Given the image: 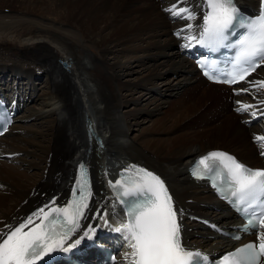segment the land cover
Returning a JSON list of instances; mask_svg holds the SVG:
<instances>
[{
  "label": "bare ground",
  "instance_id": "6f19581e",
  "mask_svg": "<svg viewBox=\"0 0 264 264\" xmlns=\"http://www.w3.org/2000/svg\"><path fill=\"white\" fill-rule=\"evenodd\" d=\"M235 1L243 10L259 9L260 0ZM204 2L179 5L196 15L187 21L165 11L177 0H0V19L8 18L0 20V59L10 62L0 64V97L16 112L0 136V233L18 227L33 213L41 215L40 209L65 207L78 164L84 163L91 177L90 199L68 243L90 227L96 232L67 253L51 254L49 264H66L68 256H90V242L104 236L117 246L114 264H128V243L112 234L126 211L109 181L115 183L132 165L164 181L182 243L189 250L214 256L245 240L233 243L219 236L217 227L238 220L206 182L191 178L188 167L197 157L222 150L264 168V149L254 139L264 136V87L256 85L264 81V63L232 87L201 78L194 64L195 46L182 47L186 41L175 33L192 23V34L198 35L208 11ZM169 74L178 77L174 83ZM155 78L161 80L160 87L149 89ZM227 88L225 99L214 103L210 122L202 115L203 100ZM193 90L199 95H189ZM147 91L148 96H142ZM161 93L169 97L157 99ZM128 102L133 107L122 111ZM241 104L254 107L237 111ZM167 105L171 118L149 120V126L137 120L141 115L159 116ZM36 117L43 120L37 124L39 131L28 123ZM257 117L262 125L255 123ZM131 124L141 133L137 139L129 135ZM7 133L11 137L4 139ZM19 153L23 156L16 157ZM9 156L12 159L5 160ZM38 216L28 228L39 222Z\"/></svg>",
  "mask_w": 264,
  "mask_h": 264
},
{
  "label": "snow or ice",
  "instance_id": "6c2138e0",
  "mask_svg": "<svg viewBox=\"0 0 264 264\" xmlns=\"http://www.w3.org/2000/svg\"><path fill=\"white\" fill-rule=\"evenodd\" d=\"M187 2L177 0L165 11L174 18L195 20L196 15L190 7L179 6ZM204 6L208 11L203 15L198 35L192 34V23H187L175 33L186 41L182 47L200 45L210 51L233 49L234 66L238 71L223 82L244 80L264 63V11L255 18H245L235 8L234 0H205ZM237 27L241 31L233 32ZM232 36L236 37L234 41ZM201 66H206V62ZM210 78L215 79V76ZM256 85L264 87V81H258ZM253 107L241 104L237 111ZM256 114L252 112L253 116ZM254 139L264 149V136H255ZM260 154L264 156V150ZM125 172H134V176L121 174L120 179L115 183L109 181V184L119 188V198L126 206L127 218L114 231L128 242L130 251L124 256L128 264H209L206 255L189 250L182 243L177 211L160 176L135 165ZM192 175L211 179L213 187L226 194L247 221L242 226L243 230L260 229L256 242L229 252L219 264H261L264 258V169H251L226 152L210 151L199 159ZM217 179L220 180L219 185ZM73 196H76V190H73ZM85 199L81 191L79 199L68 201L65 207H49L47 211L40 209L39 216L33 213L39 219L33 227L28 228L34 223L33 216H30L18 227L0 233V264H39L40 261L49 264L51 254L58 251L67 253L85 239L92 240L90 232L94 234L96 228L90 227L89 231L68 243L79 227L78 218L83 214V208L87 207Z\"/></svg>",
  "mask_w": 264,
  "mask_h": 264
},
{
  "label": "rangeland",
  "instance_id": "374dc122",
  "mask_svg": "<svg viewBox=\"0 0 264 264\" xmlns=\"http://www.w3.org/2000/svg\"><path fill=\"white\" fill-rule=\"evenodd\" d=\"M12 11H14V10H12ZM1 12V11H0ZM6 13V12H5ZM8 14V13H7ZM3 18L5 19V20H7L8 18H5V17H1V19L3 20ZM0 19V20H1ZM59 28H64V26H62V25H57ZM64 30V29H63ZM61 62H65V61H61ZM61 62H59L60 64H61ZM4 63H9L10 64V62H9V60H5V59H0V64H4ZM66 63V62H65ZM264 68V67H263ZM134 70H139V68L138 67H136V66H134V68H133ZM260 69H261V67H260ZM7 75H8V73H7ZM6 75V77L7 78H11L12 77V75H9V76H7ZM132 76L133 75H131L130 76V78H132ZM165 77H166V75H165ZM167 78L171 81L172 80V82L174 83L175 82V80H176V78H178V77H176V76H174V75H172L171 76V74H169V75H167ZM173 79H174V81H173ZM37 83H38V81H37ZM160 83H161V80L160 79H157V78H155L154 79V81L152 82V87H150L149 89H156V88H154V85L156 86V87H160ZM229 89L227 88V90H223V89H221V90H219L220 91V93H216L214 96H212L211 97V99H208V98H204V100H203V107L201 108V110H202V115L203 114H205L208 118H210V122L211 121H213L212 119H214L212 116H214V114L216 113L215 111H214V103L216 104V102L219 100V99H221V98H223V99H225L224 98V95L226 94V92L228 91ZM190 92V94L189 95H197V93H196V91L195 90H193V91H189ZM216 92V91H215ZM141 94V93H140ZM139 93H134V95L135 96H141ZM147 94H149L148 93V91L146 92V94L144 93V94H142V96H148ZM165 95V96H164ZM163 96H162V93L161 94H158L157 95V99H160V100H164L165 98H163V97H166V98H168L169 96L167 95L166 96V93L164 94ZM198 95H199V93H198ZM162 96V97H161ZM133 107V103L132 102H128L126 105H125V109L124 108H122V111H125V110H130L131 108ZM22 113H24V112H22ZM202 115L201 116H198V118L200 117H202ZM172 116L170 115V112H169V108H168V105L165 107V109H164V111H162V113H161V115H159V116H156V117H151V116H146L145 117V115H141V116H139L138 117V119L137 120H139L140 122H141V125H145V126H149V123H150V121L149 120H157V118H163V119H169V118H171ZM260 118L259 117H257V120H254L255 121V123H257V124H259V125H262L261 124V122H260V120H259ZM43 120H42V118L41 117H36L34 120H31V119H29L28 120V123L30 122V123H33V125L34 126H30V128L32 129V130H36V131H39V130H41V127H39L37 124H39L40 122H42ZM130 131H129V135H130V137H133V135L135 134V139H137L138 137H139V135H141V133H137L136 134V131H138L137 130V126H134V125H130ZM28 130H30V129H28ZM154 133H152V134H143V135H153ZM9 137H11V134L9 133H7L6 135H5V138L4 139H9ZM98 138H99V136H97V141H98ZM100 144H102L100 141H98ZM102 146V145H101ZM221 148H226V146H221ZM23 156V153H19V154H17L16 155V157H22ZM12 158H10V156L7 158H5V160H11ZM108 162H109V165H108V168H111V159L109 158L108 159ZM131 163V162H130ZM133 163H135V162H133ZM139 165H141V164H139ZM143 166V165H142ZM104 168H105V164H104V166H103Z\"/></svg>",
  "mask_w": 264,
  "mask_h": 264
},
{
  "label": "water",
  "instance_id": "95a60500",
  "mask_svg": "<svg viewBox=\"0 0 264 264\" xmlns=\"http://www.w3.org/2000/svg\"><path fill=\"white\" fill-rule=\"evenodd\" d=\"M61 65H62L63 67H66V66H67V64H66L65 62H62Z\"/></svg>",
  "mask_w": 264,
  "mask_h": 264
}]
</instances>
